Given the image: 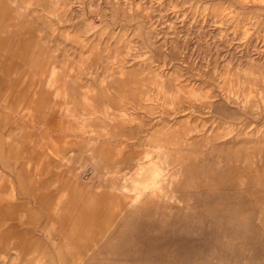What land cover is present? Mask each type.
<instances>
[{
	"label": "rangeland",
	"instance_id": "obj_1",
	"mask_svg": "<svg viewBox=\"0 0 264 264\" xmlns=\"http://www.w3.org/2000/svg\"><path fill=\"white\" fill-rule=\"evenodd\" d=\"M0 264H264V0H0Z\"/></svg>",
	"mask_w": 264,
	"mask_h": 264
},
{
	"label": "crops",
	"instance_id": "obj_2",
	"mask_svg": "<svg viewBox=\"0 0 264 264\" xmlns=\"http://www.w3.org/2000/svg\"><path fill=\"white\" fill-rule=\"evenodd\" d=\"M45 97H43V98H37L38 100H41V99H44ZM29 105H31V104H29ZM28 107V106H27ZM49 140H53V136H49ZM64 194H66V197H67V199L65 200V206H67V205H72L74 208H73V210H75L76 212H79L80 211V209L82 208V205H81V200H82V198L84 197V196H86L87 195V193H85V194H69V192H68V190H67V188H65V190H63V194H62V196L64 195ZM65 206H63V208L65 207ZM62 208V209H63ZM76 218V217H75Z\"/></svg>",
	"mask_w": 264,
	"mask_h": 264
}]
</instances>
